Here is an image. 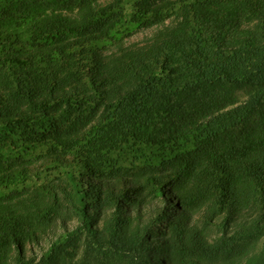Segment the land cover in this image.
Here are the masks:
<instances>
[{"label": "trees", "instance_id": "obj_1", "mask_svg": "<svg viewBox=\"0 0 264 264\" xmlns=\"http://www.w3.org/2000/svg\"><path fill=\"white\" fill-rule=\"evenodd\" d=\"M0 264H264V0H0Z\"/></svg>", "mask_w": 264, "mask_h": 264}, {"label": "rangeland", "instance_id": "obj_2", "mask_svg": "<svg viewBox=\"0 0 264 264\" xmlns=\"http://www.w3.org/2000/svg\"><path fill=\"white\" fill-rule=\"evenodd\" d=\"M102 2L106 1V0H101ZM154 30L153 29H145V30H141V31H138L136 32L130 39L129 41H142L144 40V38L148 35H150ZM244 94H240V97H243ZM56 232H59L60 229L59 228H56L55 229ZM50 239H45L42 243V246L43 247H46L48 242H49Z\"/></svg>", "mask_w": 264, "mask_h": 264}]
</instances>
